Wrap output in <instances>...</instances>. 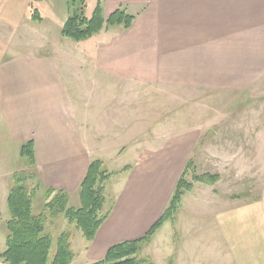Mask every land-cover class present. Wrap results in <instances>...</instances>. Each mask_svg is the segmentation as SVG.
<instances>
[{"label":"crops","instance_id":"1","mask_svg":"<svg viewBox=\"0 0 264 264\" xmlns=\"http://www.w3.org/2000/svg\"><path fill=\"white\" fill-rule=\"evenodd\" d=\"M38 3L0 0V242L4 251L7 197L15 174L26 170L20 148L32 140L30 188L64 190L76 208L92 161L108 173L121 166L106 186L109 217L92 242L62 220L76 235L71 248L76 241L91 264L150 230L196 144L191 135L156 142L153 127L141 124L154 120L140 108L155 104L146 88L201 97L241 92L264 78V0H103L104 18L122 9L134 17L130 28H104L81 42L61 36L67 0L50 2V25L37 10L40 21L32 19ZM219 181L196 183L184 195L174 219L148 243L144 255L154 264H264V194L220 210Z\"/></svg>","mask_w":264,"mask_h":264},{"label":"rangeland","instance_id":"2","mask_svg":"<svg viewBox=\"0 0 264 264\" xmlns=\"http://www.w3.org/2000/svg\"><path fill=\"white\" fill-rule=\"evenodd\" d=\"M51 1L63 2V0H44L35 5V10L41 15L43 13L48 25L51 23V13H53ZM73 4L72 12L84 6L83 13L89 17L97 0H84L83 4L81 0H75ZM146 90L148 97L152 98L155 104L140 105V108L149 118L153 115L154 120H145L141 124L145 127L147 125L149 128L153 127L156 142L162 136L168 139L191 135L192 140H196L190 157L195 165L194 174L209 173L220 176V181L213 190L219 196L220 210L230 208L229 200L234 201L231 207L238 210L264 194V78L241 92L203 94L201 97L197 92L182 94L177 90L154 87ZM109 167L115 173H119L117 171L121 168V166ZM33 171V169L24 170L28 174H33ZM28 185L32 187L34 184L29 181ZM42 199L41 191L33 207L34 214L41 212ZM69 205L73 208L77 207L74 202ZM62 220L64 219L58 218L53 222L48 221L46 226V233L51 235L54 246L56 238L61 233H71L73 241L76 240L74 231L66 223L65 227ZM216 221L218 224V218L214 217L213 224ZM197 226L203 228L199 237L203 236L202 243H205L207 234L204 220L198 219ZM167 233L165 229L162 235L165 236ZM72 237L71 247H73ZM222 240L223 238H219L218 242ZM74 245L72 251L77 258L72 264H88L81 258L76 241ZM148 245L144 244L140 249L139 258L148 257L144 255ZM3 249L4 244L0 242V252ZM203 251L205 255H209L207 249ZM212 252L214 253L215 250ZM160 262V259L156 258V263Z\"/></svg>","mask_w":264,"mask_h":264},{"label":"trees","instance_id":"3","mask_svg":"<svg viewBox=\"0 0 264 264\" xmlns=\"http://www.w3.org/2000/svg\"><path fill=\"white\" fill-rule=\"evenodd\" d=\"M42 1L44 0H32L34 3ZM74 1L67 0L70 15L61 30L63 38L74 42L90 39L104 28L121 26L127 30L134 20L133 16L122 9L114 11L105 19L102 10L103 0H97L94 10L87 17L83 13L84 6L72 12ZM83 2L84 0H81V4ZM32 19L37 21L41 19L36 10L32 11ZM20 158L24 161L26 170L35 169L32 140L22 144ZM130 168L127 166L122 172L129 171ZM194 171V162L189 159L166 209L142 238L114 244L101 260L91 264H154L149 257H138V252L143 245L150 242L165 222L174 219L184 195L193 190L194 184L213 185L220 179V176L216 174L196 175ZM115 175L117 173H108L104 170L102 161H92L79 185V208L69 205V197L64 190L46 188L43 192L41 212L34 214L33 207L40 187L37 184L30 188L28 183L33 181L35 176L24 171L15 174L7 197L10 218L5 223L6 249L0 253V261L5 264H71L74 260L70 241L71 233H61L56 238L54 246L51 235L46 233L47 223L63 218L80 231L87 242H92L101 225L109 217V210L104 212L105 191L108 182ZM167 264H173V260L170 259Z\"/></svg>","mask_w":264,"mask_h":264}]
</instances>
